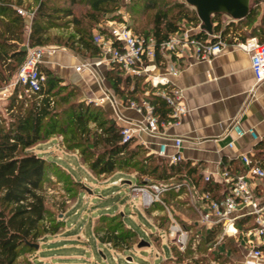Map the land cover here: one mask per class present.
I'll use <instances>...</instances> for the list:
<instances>
[{
    "label": "trees",
    "instance_id": "16d2710c",
    "mask_svg": "<svg viewBox=\"0 0 264 264\" xmlns=\"http://www.w3.org/2000/svg\"><path fill=\"white\" fill-rule=\"evenodd\" d=\"M131 1L132 8L140 5L144 12L152 14L147 30L139 32L135 28L130 29L136 34L151 35L157 42L177 31L182 21L199 24L195 11H186L183 4L175 5L173 12H170L169 4L157 6L162 0ZM263 1L254 0V7H250L244 18L237 20L243 27L250 28V37L256 38L259 43H264V13L259 16V5ZM120 3L121 0H35L36 8L26 37L23 16L7 2L0 0V85L13 76L16 78V73L26 58V48L33 49L52 43L75 54L97 58L99 52L94 42L93 30H97L101 16L118 9ZM219 16L211 17L212 26L217 22L212 27L213 31L221 30L224 37L231 28L237 30L232 20L221 29V22L217 19ZM258 17L259 21L256 23ZM63 24L68 30L65 38L55 37L54 41L49 39V30L61 28ZM244 39L245 36L241 37L242 41ZM42 72L45 82L40 92L37 95H26L23 88L15 84L5 108L8 118L6 120L0 117V264H14L26 250H33L34 246L30 244L38 237L44 219V199L40 191L46 160L29 152V149L56 134L60 114L56 106L58 103H67L68 95L61 94L67 89L61 78L47 69ZM105 78L114 95L121 100L126 97L134 98L137 92L141 93L145 89L141 79L123 76L117 67L108 70ZM147 99L155 107L156 114L161 118L166 116L168 107L161 98L149 95ZM92 105L78 102L70 104L62 112L66 113L65 121L74 130L70 135L78 136L74 148L80 149L81 162L87 163L88 169L95 176H109L115 172L128 174V170L132 169L137 183H142L140 176H147L151 182L182 181L188 178L199 191L218 190V185L202 182V167L199 164L192 165L188 161H182L176 165H167L148 154L147 148L135 140L122 143L121 128L112 118L104 117L105 113L99 107ZM91 124L95 126L93 131L88 128ZM256 149L258 155L264 154V140L256 145ZM161 200L173 210L175 220L189 231L184 256L203 254L205 250L219 246L216 241L220 227L205 232L198 224L199 213L189 196L182 191L181 194L168 191ZM177 208L188 216L190 223L186 224L176 214ZM154 209L162 214L157 227L167 230L169 218L164 207L156 203L146 211ZM235 227L238 232L249 229L252 227L251 219H240L236 221ZM199 230V242L196 246H191L192 239ZM94 236L100 244H111L113 248L122 250H128L137 237L123 223L120 214L111 216L106 227L94 230ZM221 244L230 253L237 251L234 238L225 237ZM177 255V259L182 257L181 254ZM191 259V264H204L205 260Z\"/></svg>",
    "mask_w": 264,
    "mask_h": 264
},
{
    "label": "built area",
    "instance_id": "2783aa9c",
    "mask_svg": "<svg viewBox=\"0 0 264 264\" xmlns=\"http://www.w3.org/2000/svg\"><path fill=\"white\" fill-rule=\"evenodd\" d=\"M20 15L23 12L17 11ZM229 22H227L228 24ZM217 22H214L215 26ZM221 29L223 25L220 24ZM200 23L182 21L177 31L169 34L166 39L157 42L151 35L145 36L134 33L124 21L108 22L105 28L95 30L94 42L99 56L92 63L84 62L76 67L91 72L93 67L104 65L108 70L117 67L123 76L139 78L145 86L143 92H137L134 98L116 100L113 96L105 95L98 100L100 104L106 100L110 103L115 114V122L121 128V142L138 139L141 135L160 139L154 150H149L145 143L138 142L148 150V154L157 157L167 165H176L183 161L180 153L183 139L166 135L168 128L177 125L187 108L181 94L171 85V78L178 75L177 60L187 55L195 60L209 61L219 54L227 42L221 35V30L208 34L200 29ZM212 26V27H213ZM101 30H104L102 32ZM249 54L250 70L255 84L264 81V43L256 38H247L238 44ZM54 48H26V58L16 73L15 84L23 88L26 95H37L45 82L41 64L44 55L50 54ZM132 90V87H131ZM161 98L168 107V113L161 118L155 113V107L148 101V96ZM90 102V101H89ZM95 105H100L94 102ZM122 106L133 110L140 120H127L117 110ZM229 132L233 138L227 143L233 147L236 138L249 136L257 145L263 141L252 128L242 130L234 122ZM168 148L173 151L168 152ZM241 171H236L230 164L220 162V168L215 173L202 172V182L218 185L216 191H199L188 178L182 181H163L130 183L128 190L132 198L139 197L144 209L161 204L169 218L167 233L175 237L173 244L186 246L189 231L176 222L173 210L167 207L161 197L168 191L189 196L190 202L199 213L198 224L205 232L220 227L216 245H221L225 237L234 238L237 246H243L248 254L264 262V154L258 155L257 149L247 151L237 157ZM250 218L252 227L238 232L236 221ZM201 237V230L192 239L191 246H196Z\"/></svg>",
    "mask_w": 264,
    "mask_h": 264
},
{
    "label": "rangeland",
    "instance_id": "374dc122",
    "mask_svg": "<svg viewBox=\"0 0 264 264\" xmlns=\"http://www.w3.org/2000/svg\"><path fill=\"white\" fill-rule=\"evenodd\" d=\"M1 1L7 2L16 12L18 10L23 12L21 16L25 20L26 34L34 16L35 0ZM164 3L169 4L170 12H173L174 6L178 4H183L186 11L194 10L184 0H162L157 6L160 7ZM260 4L262 7L259 5V16L264 13V1ZM250 7H254V0H250ZM151 14L152 12H144L140 5L132 8L131 0H121L118 9L101 16L100 27L97 29L105 28L108 22L124 21L129 28L142 32L150 27ZM217 19L222 24L231 22L225 15H220ZM258 21L259 17L256 23ZM233 24L237 30L231 28L225 35L226 40L232 39V42L238 44L243 42L241 40L243 36L245 39L251 38L250 28L243 27V24L237 21H233ZM66 29L67 26L63 24L61 28L49 30V39L54 41L55 37L65 38L68 34ZM45 47L61 46L49 43ZM14 83L13 76L8 82L0 85L2 119L8 118L5 108ZM62 84L67 85V89L61 94H67L68 101L65 104L58 103L56 106L60 112L57 118L59 129L56 134L29 149V152L46 160L45 176L40 191L44 199L45 214L38 231L39 235L33 242L37 247L26 250L14 264H191L192 257L205 258L204 264H234L233 257L238 256L239 252L230 253L223 246H213L203 254H193L192 257L184 256L186 246L183 249L175 246L173 244L175 237H170L167 230H160L157 227L161 211L154 209L147 212L141 206L139 197H131L128 185L120 183L122 180L137 183L136 174L132 169L128 170V174L115 172L109 176H95L88 169L87 163L81 162L80 149L74 148L78 136L70 135L74 130L65 121L66 113L62 111L70 104L81 102L93 104L104 111V117H111L98 100L93 101L89 97H84L79 88L67 81L63 80ZM94 102L100 105H95ZM94 127L91 124L88 128L93 131ZM139 157L141 158V155ZM140 177L142 182L150 181L147 176ZM83 187L90 192H86ZM175 210L186 224L191 222L179 208ZM152 213L156 215L152 216ZM118 214H122L123 223L137 235L128 250L113 248L111 244H100L94 236V230L106 227L110 217ZM176 222L179 223L178 220ZM141 240L147 245L138 247ZM177 254H181L182 257L177 259Z\"/></svg>",
    "mask_w": 264,
    "mask_h": 264
},
{
    "label": "crops",
    "instance_id": "0c3cea01",
    "mask_svg": "<svg viewBox=\"0 0 264 264\" xmlns=\"http://www.w3.org/2000/svg\"><path fill=\"white\" fill-rule=\"evenodd\" d=\"M28 32L29 26L26 37ZM225 37V48L209 61L195 60L187 55L178 59V75L171 78V85L180 92L187 112L177 125L167 129L166 135L183 139L180 148L183 161L199 164L201 173H215L220 168V162L241 171L237 157L256 148L249 136L236 138L233 147H227L233 138L229 128L234 122L242 130L252 128L264 140V81L255 84L249 54L240 48V43ZM95 59L75 54L65 47H55L52 53L44 55L41 68L76 86L84 97L93 101L104 99L105 95L118 100L105 78L107 67H93L91 72L83 69L76 71L80 64L92 63ZM102 103L105 111L115 120L110 103L106 100ZM117 110L127 120H140V116L131 109L117 106ZM138 142L154 150L160 139L141 135ZM172 151L168 148V152ZM259 188L264 192L261 184ZM155 215L152 213V216ZM237 251L239 255L232 260L234 264H264L249 255L243 246H237Z\"/></svg>",
    "mask_w": 264,
    "mask_h": 264
},
{
    "label": "water",
    "instance_id": "95a60500",
    "mask_svg": "<svg viewBox=\"0 0 264 264\" xmlns=\"http://www.w3.org/2000/svg\"><path fill=\"white\" fill-rule=\"evenodd\" d=\"M185 3L192 7L200 23V29L212 33L211 17L213 15H225L232 21L244 18L250 9V0H184ZM123 184L129 185L130 181H123ZM86 192L88 189L83 187ZM122 217V214H120ZM147 245L140 241L138 247ZM30 246L37 247L36 244Z\"/></svg>",
    "mask_w": 264,
    "mask_h": 264
}]
</instances>
